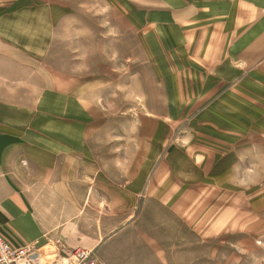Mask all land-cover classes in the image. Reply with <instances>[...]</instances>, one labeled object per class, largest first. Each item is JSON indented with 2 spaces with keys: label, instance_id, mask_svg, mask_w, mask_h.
I'll return each mask as SVG.
<instances>
[{
  "label": "rangeland",
  "instance_id": "obj_1",
  "mask_svg": "<svg viewBox=\"0 0 264 264\" xmlns=\"http://www.w3.org/2000/svg\"><path fill=\"white\" fill-rule=\"evenodd\" d=\"M244 1L227 6L224 27L256 34V63H235L229 48L206 61L195 44L159 47L142 25L161 0H0V127L80 135L90 151L151 136L162 157L176 153L174 207L149 190L113 207L101 260L112 245L111 264H264V0ZM191 151L200 168L185 171ZM78 210L99 229L105 209Z\"/></svg>",
  "mask_w": 264,
  "mask_h": 264
},
{
  "label": "crops",
  "instance_id": "obj_2",
  "mask_svg": "<svg viewBox=\"0 0 264 264\" xmlns=\"http://www.w3.org/2000/svg\"><path fill=\"white\" fill-rule=\"evenodd\" d=\"M161 1L167 8L159 16L148 14L153 23L142 25L154 33L152 41L159 47L189 48L195 44L206 61L211 56L222 60L226 53L223 48H229L236 52L238 61L235 63H256L253 56L258 47L256 34L246 40V34L232 36L233 30L227 27L226 32L224 27L223 19L230 12L227 6L234 0ZM249 1L253 2L241 3L251 10L253 3ZM251 29L249 27V32ZM5 128L8 130L0 127V236L11 246L35 245L40 252L52 250L60 255L86 248L96 256L105 235L112 233L109 219L112 208L133 206L129 204L131 194L152 191V200L166 207H174L177 201L170 199L171 192L178 189L172 160L176 153L168 148L162 157L160 147H156V144L161 146V139L138 136L130 143L129 136L122 137L121 141L114 142L119 148L109 145L104 147L105 151H101L103 147L90 151L82 150V143L88 142H82L86 139L80 135L33 136L11 130L16 128L12 125ZM100 140L91 143H113L112 137L109 142ZM234 150L239 154L241 149L235 146ZM187 154L186 158H181L186 162L185 171L199 169L200 166L189 159L194 153ZM207 155L212 164L218 161L213 155ZM114 168L121 171L119 180L114 179ZM166 193L170 198H166ZM114 197H120V205L113 204ZM81 208L105 209L99 217V229H92L85 215L81 220L76 218ZM106 209H109L108 215ZM110 246L102 249L104 253L100 252L105 264H111L107 257L111 254Z\"/></svg>",
  "mask_w": 264,
  "mask_h": 264
},
{
  "label": "built area",
  "instance_id": "obj_3",
  "mask_svg": "<svg viewBox=\"0 0 264 264\" xmlns=\"http://www.w3.org/2000/svg\"><path fill=\"white\" fill-rule=\"evenodd\" d=\"M48 259L35 245L11 246L0 236V264H102L91 250L76 248L67 255L52 251Z\"/></svg>",
  "mask_w": 264,
  "mask_h": 264
},
{
  "label": "bare ground",
  "instance_id": "obj_4",
  "mask_svg": "<svg viewBox=\"0 0 264 264\" xmlns=\"http://www.w3.org/2000/svg\"><path fill=\"white\" fill-rule=\"evenodd\" d=\"M86 249V248H85ZM89 250V249H88ZM93 252V251H92ZM101 263V262H100Z\"/></svg>",
  "mask_w": 264,
  "mask_h": 264
}]
</instances>
